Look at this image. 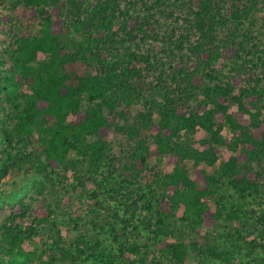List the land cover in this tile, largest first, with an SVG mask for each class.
<instances>
[{"label": "trees", "instance_id": "1", "mask_svg": "<svg viewBox=\"0 0 264 264\" xmlns=\"http://www.w3.org/2000/svg\"><path fill=\"white\" fill-rule=\"evenodd\" d=\"M125 2L0 0V143L7 145L0 147V186L8 175L37 174L39 192L50 188L66 194L84 191L89 182L99 189L98 176L108 185L117 172L132 184L149 157L163 156L173 169L155 175L158 193L139 196L149 216L138 223L155 236L166 235L168 220L182 206L195 232L204 224L214 228L224 207L216 201L212 211L207 199L222 179L242 200L264 186V53L252 29L254 15L264 12V0ZM224 59L232 65L221 75L216 64ZM138 104L142 110L133 114ZM233 105L236 110L229 111ZM225 126L229 137L223 135ZM197 129L205 135L195 146L189 136ZM109 131L131 147L125 157L112 152ZM221 147L232 153L227 160L210 174L195 170V177L189 176L187 161L213 166ZM60 170L73 172L76 184ZM100 193L95 189L89 196L104 208ZM130 199L128 208L123 203L129 217L113 210L116 225L135 220L137 200ZM19 207L20 216L30 213L25 204ZM260 211L238 205L226 216L246 217L243 230L264 233V207ZM51 215L39 202L30 226L14 225L12 214L0 222V264H54L56 254L43 259L23 248L37 226L53 223ZM246 243L264 249L255 238ZM191 245L198 254L230 264L227 251L207 243ZM59 250L60 259L68 256ZM158 250L171 264H183L187 254L179 240H161ZM117 258L99 264H115ZM251 264H264V256Z\"/></svg>", "mask_w": 264, "mask_h": 264}, {"label": "rangeland", "instance_id": "2", "mask_svg": "<svg viewBox=\"0 0 264 264\" xmlns=\"http://www.w3.org/2000/svg\"><path fill=\"white\" fill-rule=\"evenodd\" d=\"M123 2L126 3L125 0ZM254 17H256L257 22L252 29H254V34L258 36L260 48L264 53V12L255 14ZM156 48L160 49L159 45H156ZM231 65L230 59H224L217 63L216 67L221 75H226L229 73ZM245 65L250 66L249 63H245ZM252 71L260 74L259 70L252 69ZM225 79L223 76V80ZM141 110V104L132 109L133 114ZM234 110L236 107L233 105L229 111ZM146 133L148 134L147 142L150 150H154L155 144L149 136L151 133L149 131ZM230 134L228 127L225 126L223 135L229 137ZM34 135L35 137L38 136L36 130H34ZM204 135L203 131L197 129L194 134L189 136L190 141L197 146L198 139ZM184 137L181 135L182 139ZM107 140L111 143L112 152L117 157L122 158L126 153H130L131 147L120 134L109 131ZM20 146L16 148H20ZM0 147L5 148L7 145L0 143ZM13 151L15 153L16 149ZM231 154L228 149L221 147L219 159L215 165L208 166L205 163H200L194 166L192 161H187L186 169L191 178L195 177V170L210 174L219 167L220 162L227 160ZM70 155L72 154L70 153ZM147 163L148 167L140 173L135 183L123 182L122 179L125 174L120 175L117 172L114 175L115 178H108V185L102 181V176H98L101 182L99 189L96 184L89 182L84 191L81 192L79 188H75L76 190L66 194L58 192L57 189L51 191L50 188L39 192L37 183L40 176L37 174L19 177L8 175L0 186V222H4L7 220L6 217L12 214L13 224L24 229L30 226L31 219L34 217V210L38 209L39 202H42L43 209L52 211L50 222L53 223L37 226L34 234L25 240L23 248L34 252L36 255L41 254L43 259H47L50 254H56L54 264H99L101 262L107 263L113 257H118L115 264H130L131 261H134L133 264H140L139 259H145V264H171L167 259L160 256L158 243L161 240L183 242L187 253L183 264H224V260H214L206 255L198 254L191 245L192 241L196 242L198 246L207 243L216 246L217 251H227L228 263L230 264H251L254 258L264 256V249L256 246V244L249 245L246 243L251 238H255L258 243L264 242L263 231L258 229L257 232L253 230V232L247 233L242 228V223L246 217L230 220L226 216L231 208L238 205L242 206L244 210L247 208L254 212H261L260 210L264 207V186L256 194L249 195L242 200L227 183V180L222 179L213 198L207 199L212 211L216 201H221L224 207V212L218 218L214 228L204 224L195 232L192 226L184 220V208L181 206L176 209L174 217L168 220L166 226L168 233L155 236L137 221L139 218L149 216L142 209V205L146 201L140 200L139 196L145 193L150 198L154 191L158 193L160 189L153 180L155 175L161 176L171 172L173 164L168 163L163 156L154 155L148 158ZM60 174H65L67 182L76 184L72 175L73 172L64 173L60 170ZM104 174L105 172H103ZM53 175L55 176L56 173ZM262 184L264 185V177ZM112 187L114 190L111 192ZM95 189L101 192L99 200L105 205L104 208L97 205L98 202L95 201V198L89 196V191ZM129 197L137 200V211L134 212L135 220L129 218L128 225H116L117 220L112 218L113 210H118L120 216L129 217L131 212L127 208L130 203H133ZM19 203L25 204L30 209V213H27L25 217L20 216ZM123 203H127V208ZM248 224H253V227L256 225L253 220H248ZM249 225L246 224V227H250ZM230 235H233V239ZM243 236L247 237L245 242L242 241ZM85 242L88 243L87 246ZM95 243L98 244L94 245ZM130 244L136 245L137 250H130ZM92 246H95L93 251ZM59 247L68 251V256L64 259H60L58 255L61 253ZM79 248L83 251L81 252ZM152 258L156 259L155 263H153Z\"/></svg>", "mask_w": 264, "mask_h": 264}]
</instances>
